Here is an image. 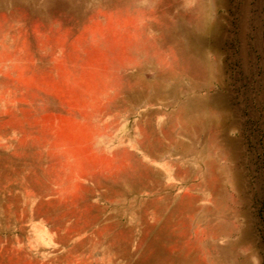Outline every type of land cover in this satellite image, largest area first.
Returning a JSON list of instances; mask_svg holds the SVG:
<instances>
[{"label": "rangeland", "instance_id": "1", "mask_svg": "<svg viewBox=\"0 0 264 264\" xmlns=\"http://www.w3.org/2000/svg\"><path fill=\"white\" fill-rule=\"evenodd\" d=\"M0 264H264V0H0Z\"/></svg>", "mask_w": 264, "mask_h": 264}]
</instances>
